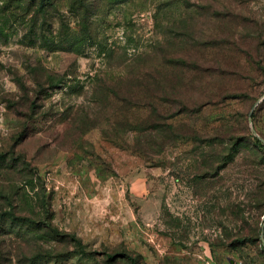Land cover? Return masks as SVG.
Segmentation results:
<instances>
[{
	"label": "rangeland",
	"instance_id": "374dc122",
	"mask_svg": "<svg viewBox=\"0 0 264 264\" xmlns=\"http://www.w3.org/2000/svg\"><path fill=\"white\" fill-rule=\"evenodd\" d=\"M49 1L0 0V264H264V0Z\"/></svg>",
	"mask_w": 264,
	"mask_h": 264
},
{
	"label": "trees",
	"instance_id": "16d2710c",
	"mask_svg": "<svg viewBox=\"0 0 264 264\" xmlns=\"http://www.w3.org/2000/svg\"><path fill=\"white\" fill-rule=\"evenodd\" d=\"M32 1L35 2V3H37L39 1L38 2V10L45 9L46 6L48 7L49 4H51V2L49 0H32ZM85 14H86V12H85Z\"/></svg>",
	"mask_w": 264,
	"mask_h": 264
}]
</instances>
